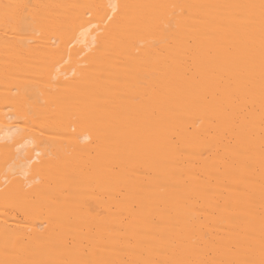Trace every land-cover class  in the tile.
Listing matches in <instances>:
<instances>
[{"label": "bare ground", "instance_id": "1", "mask_svg": "<svg viewBox=\"0 0 264 264\" xmlns=\"http://www.w3.org/2000/svg\"><path fill=\"white\" fill-rule=\"evenodd\" d=\"M0 264H264V0H0Z\"/></svg>", "mask_w": 264, "mask_h": 264}]
</instances>
